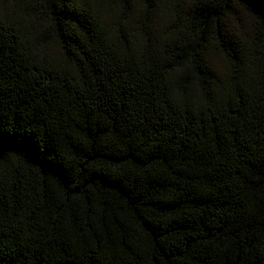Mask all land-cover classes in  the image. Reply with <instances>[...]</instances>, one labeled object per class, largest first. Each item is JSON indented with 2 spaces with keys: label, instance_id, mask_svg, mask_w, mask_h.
Segmentation results:
<instances>
[{
  "label": "trees",
  "instance_id": "trees-1",
  "mask_svg": "<svg viewBox=\"0 0 264 264\" xmlns=\"http://www.w3.org/2000/svg\"><path fill=\"white\" fill-rule=\"evenodd\" d=\"M0 264H264V0H0Z\"/></svg>",
  "mask_w": 264,
  "mask_h": 264
}]
</instances>
